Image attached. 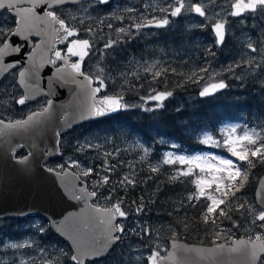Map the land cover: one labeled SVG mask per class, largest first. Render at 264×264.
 <instances>
[{
    "label": "snow or ice",
    "instance_id": "1",
    "mask_svg": "<svg viewBox=\"0 0 264 264\" xmlns=\"http://www.w3.org/2000/svg\"><path fill=\"white\" fill-rule=\"evenodd\" d=\"M25 2L28 3V7L22 6ZM69 2L70 0H7V3H5V0H0V9L14 12V26L6 27L5 25H0V45H2L0 47V62L3 61V57L8 55L9 50L12 53L21 54L19 58L5 63L2 72L14 76V70L22 67L23 52L26 49L29 35L33 32L35 22L48 21L53 25H58V27L53 28V31L59 37V43L66 48V52L62 55L60 50L54 47L49 48L55 59L49 58L47 63L55 66L56 72L60 73L63 69L57 65L58 60L67 63L68 58H77L70 65L75 74L73 81L76 82V77H82L83 79L79 81L80 85L83 86L86 83L89 86L90 96L93 101L90 107L92 116H104L131 107L125 102L122 94L124 90L123 84L128 83L129 76L137 79H140V77L136 72L120 71L119 76L123 82L121 83V91L116 92L114 88V94H104L97 99L98 94L106 93L108 83L116 85L118 81L111 70L106 71L104 68H100L98 72H94L90 67L85 66L86 58L89 61L93 59L98 61L103 58L108 49L115 50L124 41L125 37L140 34L145 28H164L169 26L170 23H173L170 17H180L183 12H194L203 18L199 27L210 29L216 45H223L225 40L226 24L228 23L226 17L221 15L220 11H213L209 14L202 3H193L192 0H161L163 6L155 8L151 6V0H149L143 10L136 7H128L125 9L127 16L117 15L113 12L110 17L100 18L98 21L97 18L91 16L89 11L93 7L94 0H71V2L79 4V11L84 14L78 19L77 23H72V21H77V17L66 13L62 7ZM110 2L111 0H98L100 4H109ZM207 2L212 8L217 7L214 0H207ZM231 7L235 10L228 12V16L239 17L246 11L252 13L259 11L264 14V0H236ZM40 12L43 13V16L39 15ZM153 12H159L160 15H150ZM105 19H115L121 22L127 19L130 23L127 26H116L114 28L113 24L108 22L106 27L116 33V38L104 40L102 47H97L103 38L98 37L96 28L92 24L86 23V21H97L102 31L103 26H105ZM133 29H135V33L132 31ZM35 34L39 35L40 33L36 32ZM16 37H20V40L15 39ZM38 47L40 46H34L33 53ZM247 47L253 53L258 51L251 42L248 43ZM260 54L264 56V48H261ZM253 59L254 57H249L245 60L242 56L240 63L228 65L226 68L221 69V73L210 71L208 66L193 68L185 77V83L190 82L200 86L202 88L199 93L201 96L209 95L229 86L225 82L222 73H231L233 78L243 80L244 76L237 73L236 69L243 68L244 63H247L249 71L245 75L251 74L253 71ZM154 67L155 64L151 66L147 62L144 64V71L152 74V83L149 85L152 91L147 97H140L142 102L140 106L149 101H156L158 102L156 106L162 107L163 100L173 93L171 91H156L152 85L157 81V78L167 75L169 71L173 74L183 75L182 73H176L175 68H161L152 72L151 70ZM260 67L261 65H256V68ZM19 75L24 77L25 73L20 72ZM218 76L221 77L218 82H213ZM93 83L96 84L94 88L90 87ZM140 86L143 87V84ZM181 86V84H177V87ZM25 102L24 98L16 101L19 105H24ZM52 103V100L47 101L49 107H51ZM48 110L49 108L43 109L44 112H48ZM37 115L39 113H33V116ZM33 116H30L28 121L32 120ZM28 121H16L15 126L21 127L26 125ZM0 124H3V121H0ZM224 131V129H221V132ZM235 132L236 126H232L229 135L216 139L210 145L215 148L227 149L228 156L216 153L194 157L179 156L175 160L165 158L162 163L165 165L173 163L194 165L187 169H178L177 172L178 176L193 178V192L187 196V201L190 204L203 201V211L200 213V217L206 230L207 226L211 225L212 234L216 238H220L233 232V230L245 228L248 238L234 241L233 246L227 251L229 253H242L247 259V264H264V255H258V252L264 254V182H262V187L257 193L256 203H248L237 196V193H240L249 182V171L255 168L257 163L264 164V127H261L260 131H256L255 128L246 129L242 135L233 137L231 133ZM56 136L59 137L60 133L57 132ZM212 139V136L208 135L201 143L207 144ZM59 145L60 142L57 140L56 146L58 147ZM89 147H92V145L89 144ZM80 150L81 147L78 144L77 151ZM115 151L118 153L119 149ZM144 151L147 152L148 149ZM56 154L60 155L62 159V153ZM32 155L33 153L29 152L24 157V160L19 161V163H26ZM103 155L105 159L101 160L98 165H84L78 175L75 171L66 174L80 181L79 187L76 184L71 185L72 198L85 202L89 207L93 208L94 212L100 214L101 218L98 223L105 225L109 240L115 242L121 239V236L127 230L122 222H115L117 218H120L121 221L127 220L130 215L139 216L144 212L146 207L144 196L131 200V205L135 207L125 204L128 199V193L144 181L135 175H113L116 173L120 163L110 162L109 158L113 157V153L105 152ZM201 161L204 162L201 163ZM69 167L79 169L82 166L78 160H72L70 164L61 163L58 165L59 171H57V167H47L45 170L49 173L60 175ZM131 167L129 165V168ZM158 170V167L150 169L151 172H157ZM176 178L173 177V179ZM147 179L150 180L152 177L148 176ZM100 200L105 202V207H95ZM233 213H239V217L234 219ZM78 215L70 214L69 217L55 225L56 231L61 235L67 236L71 244H65L62 247L55 246L54 251L46 256L43 254L47 253V248H40L42 264H92L95 258L100 255L101 248L89 242V237L94 228L92 219L83 218L77 221L76 217ZM223 220L230 222L228 228L222 226ZM184 226L187 228L189 225L185 223ZM38 231L41 233L45 231L43 224L39 225ZM131 231L143 233L142 238L148 239L155 229L141 226L132 228ZM8 247L13 249L23 248L25 244L12 243ZM103 247H107V244L103 245ZM186 251L200 250L188 248ZM216 251L223 253L226 250L222 244H217ZM163 259L159 250H150V255L147 256L145 264H160ZM21 264H26V262L21 261ZM33 264H35V260H33Z\"/></svg>",
    "mask_w": 264,
    "mask_h": 264
},
{
    "label": "trees",
    "instance_id": "2",
    "mask_svg": "<svg viewBox=\"0 0 264 264\" xmlns=\"http://www.w3.org/2000/svg\"><path fill=\"white\" fill-rule=\"evenodd\" d=\"M4 13L6 12L2 14ZM7 15L14 26V18L8 13ZM209 34L211 37L207 42L211 48L203 40V31L200 28L191 30L187 27L186 21L181 20L176 28L167 26L155 32L125 37L120 44L119 58L114 59L113 55L108 54L105 65L113 68L128 63L129 69L132 66L137 71L140 79L132 77L127 83L125 94H123L127 97V103L140 100V97H147L152 91L149 86L152 83V74L144 71L145 62L149 66L155 64L152 72L161 68H175L176 73L183 74H173L169 71L167 75L157 78V81L152 85L156 91H171L172 98L164 106L152 112L125 113L124 111L113 118L74 129L69 134L62 136V142L65 143L76 134H78V138L82 129L87 131L96 129L97 132L103 133L106 129L123 126L128 128L132 134L140 135L147 142L153 143L159 138L171 139L191 152L196 151L199 147L195 137L197 130L217 127L225 120H237L245 116L251 118L256 114L262 115L264 113V82L258 81L250 74L244 75L243 80L233 78L230 81V87H239L237 91L225 93L207 101L199 99H195L193 102L188 101V98L198 94L200 87L190 82L185 83V77L191 69L201 66H208L211 69L217 61L216 57L222 62H226L227 65L238 63L242 56L245 57L244 54L248 50L246 46L242 45L243 48H241V45L232 41L231 36L228 37L225 47L218 49L210 29ZM104 40L107 39L103 38L97 46L101 47ZM240 50L242 51L240 52ZM86 66L88 67V63ZM244 67L245 64L236 72L243 73L241 70ZM141 84L143 87L140 86ZM177 84L182 86L177 87ZM17 92H19L18 89ZM0 118H4V115L0 114ZM62 150L64 155L68 154L65 145L62 146ZM169 170L170 168L157 173H144L139 177L144 182L128 193V198L131 199L144 196L146 207L143 215L148 226L155 229L152 234L161 235L166 241L176 238L197 245H214L224 242L225 239H217L212 234L211 225H208L206 230L200 217V213L203 211V201L194 204L188 203L187 196L193 192L190 188L192 178L183 179L189 182L171 180L168 178L167 171ZM252 171L256 172L259 178L264 172V164L257 163L256 167L251 169ZM148 176H151L152 179H147ZM252 179L249 171V182L240 193H237V196L249 195L252 203H255L254 194L257 182ZM238 217L239 213H233L234 219ZM15 222L16 220L9 219L1 221L0 224L9 226ZM185 223L189 225L187 228L184 226ZM227 224L229 221L223 220V225ZM236 231L241 233L240 229ZM39 240L42 245L47 247L54 244L65 245L52 233L50 228ZM120 248L121 244L107 260L92 264L124 263L126 257L122 254L119 255Z\"/></svg>",
    "mask_w": 264,
    "mask_h": 264
},
{
    "label": "rangeland",
    "instance_id": "3",
    "mask_svg": "<svg viewBox=\"0 0 264 264\" xmlns=\"http://www.w3.org/2000/svg\"><path fill=\"white\" fill-rule=\"evenodd\" d=\"M236 0H214L216 8H212L208 5L207 0H192L193 3H202L205 6L206 11L211 14L213 11H220L221 15L225 16L228 23V35L231 36L232 41H234L237 45H244L248 49L245 52V60L249 57H254L252 60V69L250 75L256 77L258 81L262 80L264 82V56L260 54L261 48H264V14H261L259 11L255 14L248 15L240 20H235L231 16H228L227 13L232 11L231 5ZM149 3V0H113L108 6L105 8L101 7L97 2L94 0L93 7L89 9L91 12V16L98 19L110 17L113 12L117 15H125L128 14L125 12V9L128 7H136L141 10L144 9V6ZM151 6L153 8L158 6H163L161 4V0H151ZM94 9V10H93ZM66 13H70L71 15H75L77 17V21H72V23H77L78 19L82 17L84 14L79 11V6L77 7H70L64 9ZM150 15H157L159 16V12L150 13ZM170 20L173 23H170V27L176 28L179 25L181 20H186L187 27L191 30L200 28L203 31V40L205 42L210 39L209 29L199 27V24L203 19L197 17L194 12H183L180 17L171 18ZM97 21H86V23L92 24L94 28H96V35L102 38H116V33L113 30H109L106 27L108 22H111L114 26H127L130 21L125 19L123 22L112 19L108 20L105 19V26H103V30H100V26L98 25ZM0 25L12 26L11 21L9 20V16L7 13L0 15ZM135 33V29L132 30ZM142 33H146L144 29ZM123 35V34H121ZM135 35V34H134ZM139 35V34H136ZM101 42V41H100ZM251 42L253 47L257 48V52L253 53L251 49L247 47L248 43ZM208 43V42H207ZM209 47L211 45L208 43ZM98 47V46H97ZM102 47V46H101ZM242 50H240L241 52ZM120 53V45L115 48L114 51L108 49L106 54L100 60L93 59L89 61V66L93 69L92 71L98 72L100 68H104L106 71L111 70L114 77L117 79L118 83L113 85L108 83V88L106 90V94L112 95L113 89L115 88L116 92L121 91V83L122 80L119 76L120 71L125 72H137L135 68L131 66L129 69L128 63L123 65H118L116 67L110 68L106 67L105 60L108 54L113 55V58H119ZM211 67V71L216 73H221V69L226 68L228 65L226 62H222L219 58ZM241 60L238 62L240 63ZM120 64V63H117ZM245 67L241 71V75H245L246 72L249 71V65L244 63ZM256 65H261L260 68H256ZM237 70V69H236ZM223 78L225 81L229 82L233 79L231 73H222ZM16 77L17 72H15L14 76L9 77L2 86H0V114L4 115L5 119L12 120L18 117H23L25 114H29L36 110H43L47 106V99H41L35 104L29 105L24 108H18L16 106V100L20 97V93L17 92L18 86L16 84ZM133 76L128 77V81ZM221 77L218 76L215 81L216 82ZM127 88V83L123 84V92L125 94ZM202 88L199 87V90ZM239 90L238 86L231 87L229 92ZM151 91L149 92V94ZM148 94V95H149ZM147 95V96H148ZM197 96H192L188 98L189 102H193ZM131 107L128 109H123L125 113L137 112V113H147L158 110L161 107H157L156 105L152 107H148L145 103L142 106V102L140 100L129 101L128 102ZM164 106V105H163ZM151 109V110H145ZM244 119H248L247 121H239V120H230V121H223L217 127L209 128V129H200L195 132L196 137V144L202 148L200 151L190 153L187 149L183 148L179 143L175 142L171 139L159 138L153 143L145 141L140 135H136L135 133H131L128 131V128L120 126V128H111L106 129L103 133L97 132L96 129L94 130H81L79 137L77 138L78 134L72 137L70 140H67L64 145L68 149V155H63L62 159L56 161L57 170H59L58 165L61 163H68L70 164L72 160H78L81 164V168L73 169L77 174H79L84 165L93 166L98 165L101 160H104V153L109 152L113 153V157L109 158L110 162H119L120 166L117 167L116 173L113 175L119 174V176L123 175H135L137 178L144 175V173H154L151 172L150 169L152 167H158V171H162L164 169L170 168L168 172V178L171 180H183L188 177L178 176V169H187L188 167H193L194 165H180L178 163L173 164H163L162 161L165 158H171L175 160L179 156L185 157H194V156H201V155H208L210 153H216L222 156H228L229 153L227 149L223 148H215L211 147L210 145L214 143L216 139H220L222 136L229 135L232 126H236V132L231 133L233 137L240 136L243 134L244 130H251L255 128L256 131H260L261 127H264V113L262 115H253L251 118L243 117ZM93 129V128H91ZM221 129H224V132H221ZM212 136V140L208 141L207 144L201 143V141L206 139V136ZM81 147L80 151H77V147ZM89 144L92 147H89ZM157 145L158 147H156ZM116 149H119V152L116 153ZM148 149L147 152L144 150ZM99 157V159H97ZM233 159H235L233 157ZM204 161H201L203 163ZM129 165L132 167L129 168ZM157 171V172H158ZM155 172V173H157ZM250 176L253 177L252 181L258 182L259 178L257 173L250 170ZM173 177H177L173 179ZM192 178V177H191ZM210 178V177H209ZM193 179V178H192ZM187 181V180H183ZM189 182V181H187ZM192 185V181H191ZM190 188L193 190V185ZM130 193V192H129ZM190 194V193H189ZM240 197L242 200L247 201L248 203H252L251 197L249 195L241 194ZM131 198H128L125 201L126 205L135 207L131 205ZM202 202V201H200ZM199 202V203H200ZM189 203V202H188ZM197 203V202H196ZM97 205L105 207V202L101 200ZM122 223L126 226L127 230L122 236L121 248L119 251V255H125L126 261L121 264H145V260L147 256L150 254V250H159L160 254H166L169 246L168 240H164L161 235L158 234H151V237L148 239H144L143 233L133 232L131 231L132 228L138 227H149L146 219L144 218L143 213L139 216L130 215L127 220H123ZM43 224L45 231L43 233L38 231L39 225ZM230 225H223L224 228H228ZM246 227V225H245ZM48 229V223L44 219L40 217H34L32 219L26 220H16L15 223L9 226H4L0 224V264H21V261L26 262V264H33V260H35V264H42L41 256L42 253L40 252V248L46 247L47 253L43 255L51 254L54 251L55 246L62 247L63 245L54 244L51 247L44 246L40 243L41 236L46 232ZM241 233H237L236 230L227 234L226 236H222L221 238L217 239H225L224 242L227 244H231L233 241L239 238H248L245 228H240ZM227 239V240H226ZM12 243H19L25 244L23 248H16L13 249L8 247V245ZM30 245V246H29ZM153 247L152 249H150ZM119 260V259H118Z\"/></svg>",
    "mask_w": 264,
    "mask_h": 264
},
{
    "label": "water",
    "instance_id": "4",
    "mask_svg": "<svg viewBox=\"0 0 264 264\" xmlns=\"http://www.w3.org/2000/svg\"><path fill=\"white\" fill-rule=\"evenodd\" d=\"M67 5H77V3L70 0L63 6ZM22 6L28 7L29 5L25 2ZM11 13L14 16V12ZM246 13L252 12L246 11L241 16L234 18H242ZM39 15L43 16V13L40 12ZM54 27H58V25H53L48 21L35 22V27L32 34L29 35L26 49L23 52V70L21 72H24L25 75L24 77L19 75L18 78V84L24 92L25 104L46 96L53 102L51 107H46L49 108L48 112H36L39 113L37 116L29 115L24 121H28L30 116H33V119L21 127H16L15 122L3 121V124H0V220L23 219L40 215L51 221V228L55 234L71 244L67 236L56 231L55 225L69 217L70 214H79L76 217L77 221L91 218L94 228L89 242L101 248L100 255L95 258V260H99L106 258L118 241L109 240L105 225L98 223L101 218L99 213L94 212L93 208L85 202L72 198L71 185L80 186L79 180L66 174L73 171L67 169L60 175H55L45 170V164L57 157L56 153H60V146H56L57 140L60 142V136H56L57 132L67 133L73 127L113 117L121 110L104 116H92L90 107L93 101L89 86L86 83L83 86L80 85L79 81L83 79L82 77H76V82L73 81L75 74L70 67L72 63L70 60L75 57L68 58L67 63L57 61V65L63 69L60 73L56 72L55 66L47 63L49 58L55 59L49 48L54 47L64 55L61 50L64 45L59 43V37L53 31ZM36 32L40 34L36 35ZM226 38L227 27L224 43L218 45L220 48L225 45ZM15 39L19 41L20 37ZM33 39L37 40L36 45L40 46L35 49L34 53ZM20 55V53H12L9 50L8 55L3 57V61L0 62V73H2L0 74V83L9 75L2 72L4 64L19 58ZM93 84L90 87L94 88ZM228 88L229 86L206 96L199 94V97L204 100L210 99L225 92ZM98 95L97 99H99ZM169 98L170 96L163 102ZM155 103L158 102H148V104ZM8 125L12 126L5 127ZM23 149H26L27 153L32 152L33 155L28 158L26 163H19L24 158L16 159L15 156ZM262 182H264V174L257 186L255 200L262 187ZM119 220L120 218H117L115 222ZM105 244L107 247H103ZM222 245L226 250L223 253L216 251V245L199 246L171 240L170 249L166 256H161L164 259L160 264H247V259L242 253L227 251L233 246V243L231 246L225 243ZM188 248L200 251L189 252L186 251ZM258 255L264 254L258 252Z\"/></svg>",
    "mask_w": 264,
    "mask_h": 264
}]
</instances>
